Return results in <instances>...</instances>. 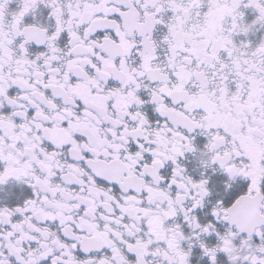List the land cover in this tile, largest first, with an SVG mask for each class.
<instances>
[{"label": "snow or ice", "instance_id": "obj_1", "mask_svg": "<svg viewBox=\"0 0 264 264\" xmlns=\"http://www.w3.org/2000/svg\"><path fill=\"white\" fill-rule=\"evenodd\" d=\"M0 264H264V0H0Z\"/></svg>", "mask_w": 264, "mask_h": 264}]
</instances>
